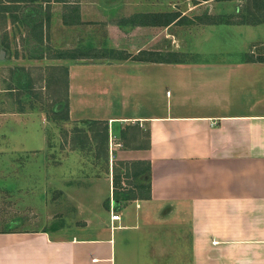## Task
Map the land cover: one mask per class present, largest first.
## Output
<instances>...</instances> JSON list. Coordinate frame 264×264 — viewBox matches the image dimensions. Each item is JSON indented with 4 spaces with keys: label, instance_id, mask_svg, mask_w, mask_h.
<instances>
[{
    "label": "crops",
    "instance_id": "crops-1",
    "mask_svg": "<svg viewBox=\"0 0 264 264\" xmlns=\"http://www.w3.org/2000/svg\"><path fill=\"white\" fill-rule=\"evenodd\" d=\"M130 58L67 64V120L106 125L90 217L0 228V264H264V58Z\"/></svg>",
    "mask_w": 264,
    "mask_h": 264
},
{
    "label": "rangeland",
    "instance_id": "rangeland-1",
    "mask_svg": "<svg viewBox=\"0 0 264 264\" xmlns=\"http://www.w3.org/2000/svg\"><path fill=\"white\" fill-rule=\"evenodd\" d=\"M79 1L0 0V228L73 224L94 207L89 177L103 174L106 146L101 154L93 130L105 138L106 125L67 120L70 61H123L143 48L170 60L264 58V0H86L107 10L85 21ZM175 10L188 17L152 24L166 23ZM87 39L100 46L92 57L82 53ZM84 159L93 166L81 175ZM45 164L55 167L47 173ZM129 185L120 189L132 192Z\"/></svg>",
    "mask_w": 264,
    "mask_h": 264
},
{
    "label": "trees",
    "instance_id": "trees-1",
    "mask_svg": "<svg viewBox=\"0 0 264 264\" xmlns=\"http://www.w3.org/2000/svg\"><path fill=\"white\" fill-rule=\"evenodd\" d=\"M5 7L9 9L10 4H8ZM162 13H164V12H162ZM171 13L172 14L170 15V17L166 20V23L164 21L157 22V23H155L154 21H152V23H154V24L170 25L171 23H173L175 21L176 22H179L182 19L188 17V16H186L185 14H183L182 12H180L178 10L177 11L175 10V12H171ZM155 14H159V13L158 12H153L151 15L154 17ZM141 15H143V13H141ZM172 15H173V17H172ZM148 21H146V22L143 21V23H149ZM140 23H141V21H140ZM40 39H42V36H41ZM161 54H163V52L162 51H159V50L142 49V50H140L139 54H137V55H135L133 57V59L146 60V61H174V60L176 61V60H178V59H172V60H170V59H167V58H163V56H161ZM61 56H65V54H62ZM131 56H132V54L129 53L127 55H124L123 57L124 58H127V57H131ZM149 184H150V181H149Z\"/></svg>",
    "mask_w": 264,
    "mask_h": 264
},
{
    "label": "built area",
    "instance_id": "built-area-1",
    "mask_svg": "<svg viewBox=\"0 0 264 264\" xmlns=\"http://www.w3.org/2000/svg\"><path fill=\"white\" fill-rule=\"evenodd\" d=\"M113 217L114 218H119L120 217V214H113Z\"/></svg>",
    "mask_w": 264,
    "mask_h": 264
},
{
    "label": "water",
    "instance_id": "water-1",
    "mask_svg": "<svg viewBox=\"0 0 264 264\" xmlns=\"http://www.w3.org/2000/svg\"><path fill=\"white\" fill-rule=\"evenodd\" d=\"M4 53H5V51L3 50V51L1 52V54L4 55Z\"/></svg>",
    "mask_w": 264,
    "mask_h": 264
}]
</instances>
